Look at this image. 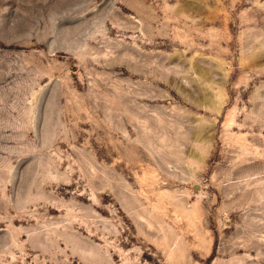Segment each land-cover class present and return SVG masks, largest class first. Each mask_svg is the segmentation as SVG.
<instances>
[{
	"label": "rangeland",
	"instance_id": "obj_1",
	"mask_svg": "<svg viewBox=\"0 0 264 264\" xmlns=\"http://www.w3.org/2000/svg\"><path fill=\"white\" fill-rule=\"evenodd\" d=\"M0 264H264V0H0Z\"/></svg>",
	"mask_w": 264,
	"mask_h": 264
}]
</instances>
